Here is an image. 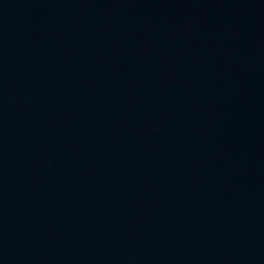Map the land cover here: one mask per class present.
<instances>
[{"label": "water", "instance_id": "obj_1", "mask_svg": "<svg viewBox=\"0 0 264 264\" xmlns=\"http://www.w3.org/2000/svg\"><path fill=\"white\" fill-rule=\"evenodd\" d=\"M0 264H264V0H0Z\"/></svg>", "mask_w": 264, "mask_h": 264}]
</instances>
